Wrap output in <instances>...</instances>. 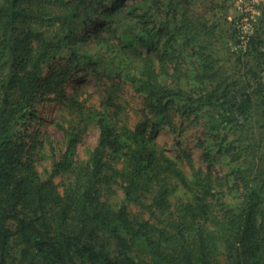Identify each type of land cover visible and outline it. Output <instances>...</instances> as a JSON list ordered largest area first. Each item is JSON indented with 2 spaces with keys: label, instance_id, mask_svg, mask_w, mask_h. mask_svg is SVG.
Wrapping results in <instances>:
<instances>
[{
  "label": "trees",
  "instance_id": "obj_1",
  "mask_svg": "<svg viewBox=\"0 0 264 264\" xmlns=\"http://www.w3.org/2000/svg\"><path fill=\"white\" fill-rule=\"evenodd\" d=\"M194 1L0 0V264H264V31L221 62Z\"/></svg>",
  "mask_w": 264,
  "mask_h": 264
},
{
  "label": "rangeland",
  "instance_id": "obj_2",
  "mask_svg": "<svg viewBox=\"0 0 264 264\" xmlns=\"http://www.w3.org/2000/svg\"><path fill=\"white\" fill-rule=\"evenodd\" d=\"M150 1V0H146ZM168 0H165L167 2ZM202 0H195L194 5L196 8L203 9L206 13V17L209 24H215L214 30L216 34V56L220 61H234L235 57L246 54L249 48V40L251 36L256 32L257 29L264 31V1L256 3L253 11L248 14L247 24L251 32V36L244 42L239 32L236 30V20L240 18L241 13L237 9L234 0H203L204 4H201ZM181 11V10H180ZM240 13V14H239ZM223 17V18H222ZM226 17V22L224 21ZM236 19V20H235ZM247 60V59H246ZM243 66V65H242ZM246 70V68L241 69V71ZM81 79V80H80ZM78 82L83 83L90 91L93 92L92 99L96 100L98 94V87L93 83L92 77L90 75L82 76L80 78H74L70 80V83L76 84ZM122 99L127 102V108L132 121L137 120L139 109V101L130 86H123L120 91ZM39 119L32 122L33 127L40 129H48L51 125L50 121L54 118L57 109L52 104L41 103L38 106ZM182 132H176L171 134L167 129L158 130V141L168 148L169 152L180 154L183 157L189 153L195 160L197 166L202 168H207V162L202 158V150L199 147V138H204L203 126L198 122H183ZM255 126V124H254ZM256 128V127H254ZM253 128V129H254ZM257 129H254L255 132ZM258 131V130H257ZM97 139L96 128L88 129L83 138L84 145H93ZM262 144L264 150V135L262 139ZM260 150V149H258Z\"/></svg>",
  "mask_w": 264,
  "mask_h": 264
},
{
  "label": "built area",
  "instance_id": "obj_3",
  "mask_svg": "<svg viewBox=\"0 0 264 264\" xmlns=\"http://www.w3.org/2000/svg\"><path fill=\"white\" fill-rule=\"evenodd\" d=\"M237 9L240 11L241 16L236 20V30L239 32L241 39L245 42L247 38L251 36L249 26L247 24V18L250 11H253V8L256 3H259L264 0H234ZM239 13V14H240Z\"/></svg>",
  "mask_w": 264,
  "mask_h": 264
},
{
  "label": "bare ground",
  "instance_id": "obj_4",
  "mask_svg": "<svg viewBox=\"0 0 264 264\" xmlns=\"http://www.w3.org/2000/svg\"><path fill=\"white\" fill-rule=\"evenodd\" d=\"M76 77H77V76H76ZM76 77H75V78H76ZM79 77H80V76H79ZM80 80H81V79H80ZM75 83H76V82H75Z\"/></svg>",
  "mask_w": 264,
  "mask_h": 264
}]
</instances>
